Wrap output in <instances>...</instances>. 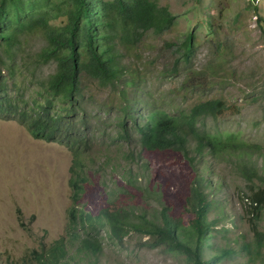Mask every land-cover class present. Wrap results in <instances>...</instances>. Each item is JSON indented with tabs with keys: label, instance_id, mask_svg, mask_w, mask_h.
<instances>
[{
	"label": "rangeland",
	"instance_id": "rangeland-1",
	"mask_svg": "<svg viewBox=\"0 0 264 264\" xmlns=\"http://www.w3.org/2000/svg\"><path fill=\"white\" fill-rule=\"evenodd\" d=\"M157 2L177 16L175 23L161 34L149 31L134 46L123 49L124 69L116 88L84 79L81 112L85 107L95 153L84 171L88 181L81 204L93 214L129 203L145 204L131 188L130 194L119 190L117 170L105 165L100 169L110 156L118 170L126 166L138 170L141 181L150 178L153 185L149 186L162 193L161 200L171 216L188 224L193 215L186 211L185 200L199 174L206 178L201 186L211 200L207 215L211 237L204 249L205 258L222 253L215 264H264V247L255 245L248 212L250 199L246 198L251 186L264 187V34L257 19L264 17V0ZM189 34L193 48L186 61L182 50ZM42 45L39 34L24 37L22 54L28 69L34 52ZM21 61L16 59L15 64ZM54 67L49 63L37 71L44 75ZM7 83L11 93L24 92L28 100L34 96V81H30L24 65L14 79L15 86ZM207 99H221L225 108L199 125L216 140L231 145L217 150L214 156L199 158L195 165L179 151L139 146L133 147V159H125L128 143L105 138H113L119 129L116 117L125 103L141 107L145 115L149 106L176 113ZM142 162L147 163V169ZM71 163L72 153L65 145L33 138L11 114L0 117V264H41L40 253L60 237L72 251L67 233ZM147 201L148 217L160 221V202L154 197ZM258 227H264V207ZM99 238L102 251L96 259L70 264H192L182 253L144 245L149 236L136 231H130L122 245L111 242L106 230Z\"/></svg>",
	"mask_w": 264,
	"mask_h": 264
},
{
	"label": "trees",
	"instance_id": "trees-1",
	"mask_svg": "<svg viewBox=\"0 0 264 264\" xmlns=\"http://www.w3.org/2000/svg\"><path fill=\"white\" fill-rule=\"evenodd\" d=\"M254 12H257L256 7ZM176 17L157 0H0V117L11 114L33 138L61 143L72 153L71 202L67 212L72 251L68 250L65 238L60 237L44 254L40 253L41 264L93 261L102 251L99 238L102 230H106L107 237L117 245L123 244L130 231L148 235L149 240L144 245L163 246L170 252L182 253L192 264H215L224 255L204 256L205 246L210 245L211 223L207 215L211 200L201 186L206 178L199 174L192 180L185 200L186 211L193 215L188 224L171 216L161 200L162 193L149 186L153 185L150 178L141 181L138 170L126 166L118 170L110 156H106L100 169L105 165L117 170L121 177L119 190L130 194L131 188L145 204L103 208L95 214L81 204L88 181L84 171L95 153L88 135V116L83 113L85 107L81 112L84 79L116 88L124 69L121 64L123 49L134 46L149 31L161 34L169 30ZM257 19L264 34V17L257 16ZM30 34H39L43 45L34 52L32 67L28 69L22 43ZM183 46L182 56L188 61L193 48L192 34L185 38ZM19 58L21 64L16 65L15 60ZM49 63H54L53 72L43 75L37 71ZM23 65L30 81H34V96L30 100L24 97V92L11 93L8 89L7 82H12L11 88L15 86L14 79ZM176 67L174 64V69ZM125 83L134 82L126 80ZM120 91L125 93L124 88ZM145 106H149L148 103ZM224 108L221 99H207L176 113L149 106L143 115L141 107L136 109L134 104L125 103L116 117L119 129L113 138L110 135L105 138L128 143L130 147L123 153L125 159H133V147L139 146L147 150L179 151L195 165L199 158L214 156L217 150L231 145L216 140L213 133L199 125L201 120L214 118ZM103 138L100 139L102 143ZM141 164L147 169L146 162ZM104 187L107 188V184ZM151 197L160 202V221L147 215V199ZM247 197L250 199L251 232L260 249L264 247V227L262 230L258 227L264 207V187L251 186ZM224 252L229 253L226 249Z\"/></svg>",
	"mask_w": 264,
	"mask_h": 264
}]
</instances>
